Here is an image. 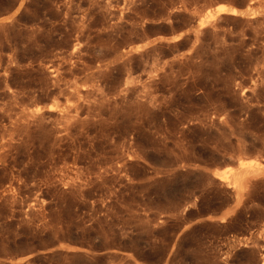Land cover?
Returning <instances> with one entry per match:
<instances>
[{
    "label": "rangeland",
    "instance_id": "1",
    "mask_svg": "<svg viewBox=\"0 0 264 264\" xmlns=\"http://www.w3.org/2000/svg\"><path fill=\"white\" fill-rule=\"evenodd\" d=\"M263 263L264 0H0V264Z\"/></svg>",
    "mask_w": 264,
    "mask_h": 264
},
{
    "label": "bare ground",
    "instance_id": "2",
    "mask_svg": "<svg viewBox=\"0 0 264 264\" xmlns=\"http://www.w3.org/2000/svg\"><path fill=\"white\" fill-rule=\"evenodd\" d=\"M227 8L226 7H220L219 8V10L220 11H224V10H226ZM232 12L233 13H237V11L236 10H233L232 9ZM255 161L254 160H251L250 162H249V165H247V166H244V167H240L239 168V170H237V171H235V172H233V174H232V176H233V179H234V181H235V184L239 187V188H241V187H243V186H247V184H249L248 182L250 181L249 180V178L253 175V174H255L256 172H255V170H257L256 168H255ZM259 172V171H258ZM221 175V174H220ZM256 175V174H255ZM231 176V177H232ZM255 177V176H254ZM248 187V186H247ZM246 188V187H245ZM244 188V189H245ZM243 192V191H242ZM241 193V192H240ZM264 264V263H263Z\"/></svg>",
    "mask_w": 264,
    "mask_h": 264
}]
</instances>
